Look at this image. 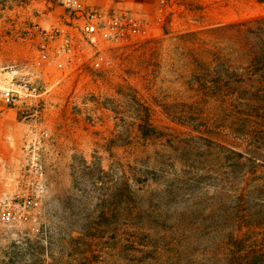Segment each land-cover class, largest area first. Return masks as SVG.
<instances>
[{"label": "rangeland", "instance_id": "374dc122", "mask_svg": "<svg viewBox=\"0 0 264 264\" xmlns=\"http://www.w3.org/2000/svg\"><path fill=\"white\" fill-rule=\"evenodd\" d=\"M85 3L140 18L142 36L78 44L81 61L39 68L41 30L73 16L59 0H0V82L14 68L43 93L17 108L0 100V198L13 192L27 140L41 142L46 171L44 217L0 224V264H230L236 255L264 264V99L203 103L183 85L170 40L262 18L264 4ZM200 99L204 107L188 108Z\"/></svg>", "mask_w": 264, "mask_h": 264}, {"label": "built area", "instance_id": "2783aa9c", "mask_svg": "<svg viewBox=\"0 0 264 264\" xmlns=\"http://www.w3.org/2000/svg\"><path fill=\"white\" fill-rule=\"evenodd\" d=\"M73 16L70 25L42 29L36 65L50 66L55 61L66 64L81 61L78 44L104 46L127 44L142 36L143 21L131 14L109 16L85 3V0H59ZM96 67L100 66L97 62ZM14 68L7 70L0 82V100L13 108L33 102L43 93L30 80L21 78ZM19 160L11 195L0 198V224L37 226L44 217L46 171L40 150L41 142L26 141Z\"/></svg>", "mask_w": 264, "mask_h": 264}, {"label": "trees", "instance_id": "16d2710c", "mask_svg": "<svg viewBox=\"0 0 264 264\" xmlns=\"http://www.w3.org/2000/svg\"><path fill=\"white\" fill-rule=\"evenodd\" d=\"M264 4V0H257ZM174 62L183 64L187 77L183 81L189 90L201 95L205 104L234 101L245 95L264 99V17L241 21L202 31L189 32L171 37ZM161 40L157 43H164ZM183 75L180 78L183 79ZM179 78V79H180ZM200 101L188 108L204 105ZM181 124L183 117L176 118ZM242 155H239L241 157ZM242 158V157H241ZM128 213L137 205V195L132 180L126 176L124 194ZM113 205H117L114 202ZM118 207H112L116 216ZM261 256H234L230 264H262Z\"/></svg>", "mask_w": 264, "mask_h": 264}]
</instances>
